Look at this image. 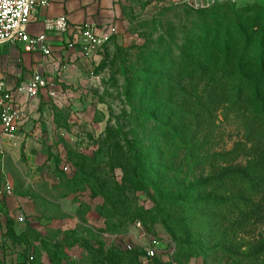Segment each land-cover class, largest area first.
<instances>
[{
  "label": "rangeland",
  "instance_id": "obj_1",
  "mask_svg": "<svg viewBox=\"0 0 264 264\" xmlns=\"http://www.w3.org/2000/svg\"><path fill=\"white\" fill-rule=\"evenodd\" d=\"M120 1L127 21L120 35L89 50L65 38L45 60L49 89L24 98L17 138L0 145V182L14 187L0 201V264H95L102 245L123 247L138 233L127 228V196L134 209L153 207L142 241L156 238L161 250L153 259L123 253L106 264H264V212L246 218L234 199L218 207L191 203L208 193L232 197L246 184L225 178L190 189L224 167L264 162L256 63L238 93L230 78L241 38L225 55L221 39L204 47L197 37L207 23L221 34L229 25L259 30L264 0ZM260 88L264 98V81ZM134 171L155 189L133 192ZM252 199L264 209V192Z\"/></svg>",
  "mask_w": 264,
  "mask_h": 264
},
{
  "label": "trees",
  "instance_id": "obj_2",
  "mask_svg": "<svg viewBox=\"0 0 264 264\" xmlns=\"http://www.w3.org/2000/svg\"><path fill=\"white\" fill-rule=\"evenodd\" d=\"M224 12V7L222 6L219 11ZM207 14L210 12V9L204 10ZM217 12V11H216ZM225 13V12H224ZM217 24V22H215ZM216 29L217 26L215 25ZM210 25H207L202 28V30L198 31L197 37L201 39V41L204 44V47L214 46L217 42L221 41V48L222 51L225 53V55H229L232 50V42L235 39L241 38V51L238 56L237 60V68L236 72L234 73L233 77L231 79V85L237 84V92L239 93L240 90L245 86L246 83V72L248 65L251 60H253L256 63L259 75L258 78L254 84L253 91L255 99L258 101V103L261 106V112L262 115H264V98L261 94V83L264 81V27L260 28L259 30L253 32L251 29H247L244 26L237 25V26H227L224 30V33H222V30H215L210 31ZM115 37V35L111 36L110 40ZM197 38V39H198ZM221 39V40H220ZM136 72H139L141 75L145 74L146 71L143 70H137ZM217 81V80H216ZM214 82V89L217 88L219 85L218 82ZM221 81V80H220ZM212 90V91H213ZM214 95V92L213 94ZM186 148H189L188 145L184 144ZM190 149V148H189ZM133 174L137 175L136 178H130L129 184L131 186V190L133 192H148L149 188H154V185L152 183H148L145 179L144 175L136 173V171L133 172ZM225 178H228L230 181L235 183H245L246 187L244 191H238L236 194H234L232 197H224L222 195H213L211 193L206 194L203 197H198L194 199L191 203L195 205H201L207 207V205H211L213 207H218L219 205H223L229 201H233V205L243 213L240 207H243L246 211V218H250L255 213H262L264 212V209L259 207L258 205L254 204V201L252 199L253 196L260 195L262 192H264V162L263 161H254L249 166L243 169H235V168H229L224 167L222 170L215 175H210L206 179L197 182L196 184L192 185L190 189H193L194 191H197V188L199 187H205L210 183L213 182H222ZM125 195V194H124ZM94 196H98V194H94ZM104 196V204L107 205H114V203L110 200V197L103 192ZM128 200V203L131 201V198L128 196L126 197ZM179 196H176L175 201H178ZM5 202V200L1 201ZM127 203V212L126 214L129 216V224L127 228L137 222H141L143 227L146 229L147 226V218L149 217V214L152 212L153 207H146L144 205H140L138 208L134 209L132 206L128 205ZM116 207V205H115ZM114 207V208H115ZM212 212L209 211V214ZM213 222V216L210 218V222ZM207 223L209 222V217H206ZM220 220V218H218ZM249 220V219H248ZM218 223V222H217ZM8 227L9 232L14 234V220L12 218L8 219ZM207 224H205L206 226ZM214 226V225H213ZM128 230V229H127ZM85 245H87L89 248V242L85 241ZM264 249V243L261 245ZM201 247V246H199ZM257 250V249H256ZM255 250V251H256ZM94 251V250H93ZM93 262L95 264H106L107 261L112 263V259L115 258L118 254H127L131 256L134 260L139 261L143 258H145L143 251L139 249H134L132 251H129L125 248L124 244L123 247L112 245L109 248L105 249V247L102 245L100 248H98L96 251L93 252ZM33 258V257H32ZM58 264H67L64 262H58Z\"/></svg>",
  "mask_w": 264,
  "mask_h": 264
},
{
  "label": "built area",
  "instance_id": "obj_3",
  "mask_svg": "<svg viewBox=\"0 0 264 264\" xmlns=\"http://www.w3.org/2000/svg\"><path fill=\"white\" fill-rule=\"evenodd\" d=\"M198 1V0H189ZM222 1V0H206ZM50 0H0V45L8 42L20 43L27 54L39 53L43 60L53 54V41L64 42L70 29V22L66 15L46 18L43 21L44 30L41 33L31 34L28 30L34 14L40 7H46ZM111 36L102 35L98 27L87 24L81 29L83 49L89 50L92 46H101L109 41ZM49 89V82L40 65L32 68V75L27 84L17 89L10 88L0 75V145L6 140H14L20 131L25 108L22 107L19 96L25 94L27 100H34ZM67 170V168H65ZM14 194V187L10 181L0 182V201L10 199ZM24 221V216L18 218ZM137 228L134 240L124 239V246L132 251H143L144 257L153 259L161 250V241L151 239L143 242L146 229L141 222L132 225ZM130 239V238H129Z\"/></svg>",
  "mask_w": 264,
  "mask_h": 264
},
{
  "label": "crops",
  "instance_id": "obj_4",
  "mask_svg": "<svg viewBox=\"0 0 264 264\" xmlns=\"http://www.w3.org/2000/svg\"><path fill=\"white\" fill-rule=\"evenodd\" d=\"M120 2V0H50L48 6L37 9L28 30L31 34L41 33L44 30L43 21L46 18L66 15L70 22V29L65 38L69 36L73 39H81V29L87 24L98 27L102 35L119 36L127 24ZM190 2L204 6L209 4L206 0ZM62 43L53 41V48H61ZM37 65H40L44 71L45 60L41 54L25 53L18 42L0 45V75L6 83L8 80L11 82V85L7 83L10 88L15 90L27 84L31 78L32 68ZM24 98H26L25 94L19 96L22 107L26 109L27 98L26 100Z\"/></svg>",
  "mask_w": 264,
  "mask_h": 264
}]
</instances>
